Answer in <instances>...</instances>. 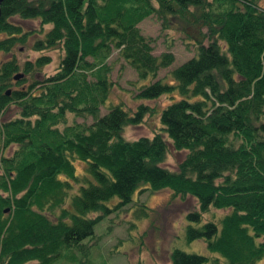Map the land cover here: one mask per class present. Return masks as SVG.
Segmentation results:
<instances>
[{
  "label": "trees",
  "instance_id": "1",
  "mask_svg": "<svg viewBox=\"0 0 264 264\" xmlns=\"http://www.w3.org/2000/svg\"><path fill=\"white\" fill-rule=\"evenodd\" d=\"M148 15L194 47L169 70V81L155 73L173 61L172 52L154 54L153 38L137 26ZM13 16L37 25L23 29ZM28 37L32 49L57 45L61 54L55 70L40 76L49 61L44 52L20 65L12 55L0 59V264H95L84 239L113 208L109 199L122 205L141 185L192 195L197 208L186 212L189 221L226 208L217 222L185 227L186 240L201 238L225 264H256L264 256V6L258 0H0V51ZM112 49L137 77H152L135 97L171 96L150 135H121L124 125L153 111L142 101L132 111L112 103L99 113L111 86ZM10 103L16 111L2 116ZM168 144L185 151L174 169L161 164ZM75 159L84 162L79 173ZM208 259L178 247L168 254V264Z\"/></svg>",
  "mask_w": 264,
  "mask_h": 264
},
{
  "label": "rangeland",
  "instance_id": "2",
  "mask_svg": "<svg viewBox=\"0 0 264 264\" xmlns=\"http://www.w3.org/2000/svg\"><path fill=\"white\" fill-rule=\"evenodd\" d=\"M258 4L264 6V0H258ZM12 19L20 23L22 28L35 27L36 19L19 18L13 16ZM47 26L46 24L44 27ZM137 26L140 32L153 38L152 52L157 54L162 50H170L173 54V61L164 67H160L155 73L163 81H169L171 76L169 70L176 66L180 61L192 55L194 47L191 43H184L178 37V33L172 29H161L159 21L154 15H148L141 19ZM33 32L29 35H32ZM35 35H32V39ZM28 37L25 43L16 42L8 51H0V59L12 55L17 63L24 59H32L39 52L49 55V61L44 64L37 75L48 74L55 70L61 49L56 45L49 49L35 50L30 47L32 41ZM170 39L167 45L166 41ZM106 61L111 65L109 79L110 89L103 103L98 107L99 113L106 110L112 103H119L123 108L132 111L138 102H144L153 107L152 112H147L143 120L139 123H130L123 126L121 135L125 138H133L138 135H150L158 126V113L160 108L168 103L171 96L161 94L154 99H142L134 96L139 85L152 80L150 75L137 77L134 69L125 62L112 49ZM18 68L17 72H20ZM26 80L30 75H24ZM17 84H11L15 87ZM21 85V84H20ZM178 97L173 94V98ZM16 111V105H10L2 113V116H10ZM90 121V116L85 118L75 116L72 118L67 114V120ZM10 147L5 150L9 152ZM184 150H176L168 144L167 151L161 162L171 169H174L177 161L184 154ZM76 172H80L84 164L83 161L73 160ZM116 197L109 199L106 204L111 210L96 220L92 227V235L87 239L89 243V258L95 264H168V254L172 247H178L185 251H196L208 256V260L202 264H212V258L217 256V264H225L222 257L215 252L208 250L201 238L185 239V227L187 224L197 225L205 219H212L217 222V216L227 211L226 208H210L206 213H202L198 222L189 221L186 212L197 208L195 198L189 193L183 195H173L168 187L164 186L155 190H150L144 185L135 188L129 201L114 207ZM144 208L141 212L138 208ZM76 258L82 255L79 248L75 249ZM75 259H58L52 264H73ZM256 264H264V256L257 260Z\"/></svg>",
  "mask_w": 264,
  "mask_h": 264
},
{
  "label": "water",
  "instance_id": "3",
  "mask_svg": "<svg viewBox=\"0 0 264 264\" xmlns=\"http://www.w3.org/2000/svg\"><path fill=\"white\" fill-rule=\"evenodd\" d=\"M18 74H19V73H15V74L13 75V77L16 78V77L18 76Z\"/></svg>",
  "mask_w": 264,
  "mask_h": 264
}]
</instances>
